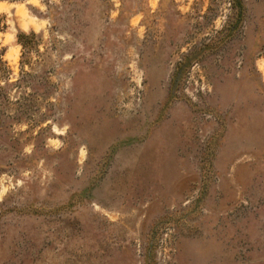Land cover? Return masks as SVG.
Here are the masks:
<instances>
[{"label": "rangeland", "instance_id": "rangeland-1", "mask_svg": "<svg viewBox=\"0 0 264 264\" xmlns=\"http://www.w3.org/2000/svg\"><path fill=\"white\" fill-rule=\"evenodd\" d=\"M0 52V264H264V0H0Z\"/></svg>", "mask_w": 264, "mask_h": 264}, {"label": "trees", "instance_id": "trees-1", "mask_svg": "<svg viewBox=\"0 0 264 264\" xmlns=\"http://www.w3.org/2000/svg\"><path fill=\"white\" fill-rule=\"evenodd\" d=\"M31 38V34H27L25 32H19L18 39L19 43H21L25 48L28 47V40ZM2 62V53L0 52V63Z\"/></svg>", "mask_w": 264, "mask_h": 264}]
</instances>
